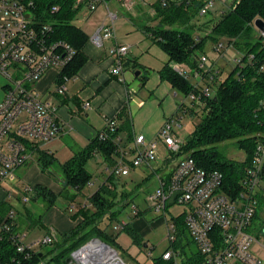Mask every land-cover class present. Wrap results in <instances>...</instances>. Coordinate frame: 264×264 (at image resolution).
Masks as SVG:
<instances>
[{
	"label": "built area",
	"instance_id": "obj_1",
	"mask_svg": "<svg viewBox=\"0 0 264 264\" xmlns=\"http://www.w3.org/2000/svg\"><path fill=\"white\" fill-rule=\"evenodd\" d=\"M183 1L191 3L194 0H161L160 3L166 7ZM195 1L201 6L199 17L205 18L230 10L236 0L230 5L228 0ZM100 2L101 0H77L75 7L85 4L90 12H94ZM120 2L128 9L135 4L133 0ZM104 4L107 6V2ZM33 8L32 0H0V79L4 81L0 88L3 92L0 100V182L11 184L17 182L16 172L28 166L43 145L56 140L63 133L64 125L59 118L58 107L52 100L37 92L36 84L49 70L66 68L77 53L68 42L55 38L53 26L41 23ZM57 10L58 8H54L53 12ZM116 19L117 16L108 11L109 21L93 34L90 39L92 44L102 47L105 41L116 39ZM228 47L233 45L221 42L214 46V50L223 55ZM130 50L129 46L118 42L109 49V55L114 61L113 75L124 73ZM242 57L236 59L237 64H241ZM251 58L252 55L249 56ZM207 62L208 56L201 55L198 60L199 70L193 72L195 77L206 81V86L202 87L200 83L194 85V91L188 95L193 106L199 108H203L205 101L213 96L212 87L220 75L219 71L205 72ZM177 71L182 76L186 75L183 68H177ZM65 92V86L60 85L57 93L64 95ZM85 106L89 107L90 103ZM180 120L181 118L178 121L172 118L167 121L153 139L139 135L131 143L125 144L117 138L118 157L111 174L127 177L134 168L146 167L153 170L154 164L161 160L158 154L161 143L166 147L168 156L172 160L176 158L177 162L168 176L156 175L159 186L148 199L157 212H166L172 204L187 207L180 216H183L185 228L202 256L200 264H264V260L254 254L256 239L249 232L256 216L257 192L264 179V145L257 148L254 163L242 182L243 191L236 197H231L221 190V172L199 167L189 155L179 156L183 144L176 137L174 127H181ZM116 126L115 118L109 120L105 132H101L99 138L106 140L108 133L114 132ZM14 194L9 189L6 196L13 199ZM34 195L35 188L25 186L19 199L23 203H29ZM173 195L174 201L170 204ZM132 212L134 216L141 213L136 205L132 206ZM15 213L12 210L8 218L14 220ZM177 218H173L175 223ZM127 224L121 222L120 228ZM171 228L174 229L175 225ZM1 231H10V226L0 221ZM13 241L17 244V251L30 258L36 247L53 243V238L48 235L25 244L22 235L18 233L13 236ZM186 256L184 252L168 249L162 258L167 263L183 264ZM71 260L72 264H128L117 249L98 238H93L74 250Z\"/></svg>",
	"mask_w": 264,
	"mask_h": 264
},
{
	"label": "trees",
	"instance_id": "obj_2",
	"mask_svg": "<svg viewBox=\"0 0 264 264\" xmlns=\"http://www.w3.org/2000/svg\"><path fill=\"white\" fill-rule=\"evenodd\" d=\"M32 1L36 18L41 23L51 24L55 38L68 42L77 51L73 61L63 70L70 77L77 75L88 61L85 49L90 42L89 36L73 24L80 10V6L75 7L77 0ZM109 1L111 0H101L99 6ZM154 7L155 19L160 22V27L146 26L144 30L168 57L159 72L160 79L183 95H190L194 91V85L190 78L182 76L177 68L186 65L192 70H199L198 53L205 54L208 43L216 46L227 42L243 56L241 64H237L225 80L221 79V75L217 76L214 94L201 108L203 119L184 143L179 154L189 155L205 170L221 172V190L231 197H236L243 191L242 182L254 163L258 146L264 145V36L254 25L257 19L264 20V0H236L230 10L205 18L199 17L201 6L195 0L191 3H171L166 7L159 3ZM54 8L58 10L53 12ZM251 55L253 58L249 59ZM146 80L147 78L144 79L145 82ZM179 111L195 114L191 108H184V104L180 105ZM115 120L119 121V125L117 123L115 131L108 133L106 140L99 138L100 132L84 149L61 165L63 189L59 195L46 187L35 186L32 201L43 199L48 208H52L61 196L73 202L92 182V174L87 170L90 159L100 155L110 167L114 166L118 157L116 139L122 140V134L126 135L128 144L134 139L133 122L128 107H125ZM105 130L106 128L102 132ZM226 141H236L238 147L246 154L244 161L230 160L217 150V145ZM57 161L53 154L38 150L37 162L43 171L48 170ZM152 177V174L149 175L142 184ZM120 179L122 178L113 174L107 177L90 198L91 209L81 207L79 215L82 221L64 234L62 242L57 244L54 252L45 254L35 250L31 252L30 258L19 253L17 244L13 241V236L19 233V225L17 219L12 220L8 215L12 210L15 211V207L8 200L2 201L0 221L6 222L10 231L0 232V264H48L45 261L49 256L51 262L69 264L72 252L93 238L109 245L114 244L115 237L106 233L101 227V222L104 219L111 222L117 220L121 214L120 209L129 204L137 189L129 190L126 186L119 185L117 182ZM69 189L74 190L73 195ZM26 216H29L28 210ZM176 221L185 228L183 216ZM39 222L41 223V219L31 225L37 226ZM124 230L134 242L139 243L138 235L130 224L125 225ZM201 261L202 256L197 253L195 257L187 255L183 264H200ZM153 264L171 263L160 257L154 259Z\"/></svg>",
	"mask_w": 264,
	"mask_h": 264
},
{
	"label": "rangeland",
	"instance_id": "obj_3",
	"mask_svg": "<svg viewBox=\"0 0 264 264\" xmlns=\"http://www.w3.org/2000/svg\"><path fill=\"white\" fill-rule=\"evenodd\" d=\"M160 1L161 0H141L140 7L143 11L150 13L155 9L154 6L158 5ZM228 1V5L234 2V0ZM109 2V8H111L112 12H115L113 11L114 5H111V2L115 5L118 3L114 0ZM105 7L106 4L101 6L102 9ZM116 11L122 15L128 14L120 4ZM85 13L86 9L83 10L82 13L79 11L73 24L78 26L83 16H85ZM140 22L142 24H148L145 17L140 18ZM121 23H123V27H121L120 31L121 33H125L126 29H128L127 25L124 24L123 21H121L119 25H121ZM152 25L156 28L160 27V22L155 20L152 22ZM201 34L204 35L203 32H201ZM131 37L134 40L136 38L133 35H131ZM143 42L142 45L135 48V51L139 53V56H144V58H141V63L143 67L147 69V72L142 71L137 78H134L138 85L134 96L142 100L143 107L138 108L134 106L133 113H131L133 129L137 130V133L146 131L149 134L155 133L156 135L167 121L172 118L178 121L179 118H181L179 121L181 127L178 128L175 125L174 132L179 142L184 145L195 130V127L201 123L203 111L201 108L193 106L189 96H185L174 90L169 83L161 81L158 71L163 68L168 57L157 44L147 40ZM222 54L223 55L217 53L214 50V45L208 43L205 51V55L208 56V62L204 67V71H219L221 79L225 80L237 66L236 59L241 58L242 54L233 47H228L227 51H223ZM198 55L201 57L200 53H198ZM181 67L185 70V76L190 78L193 85L197 86L200 83L202 87L206 86V81L203 82L193 75L194 70L186 65H181ZM145 78H147L146 82L144 81ZM3 82L4 81L0 79V88ZM144 82L145 85H143ZM214 89L215 85L212 87V94H214ZM2 97L3 92L0 89V100ZM182 103L185 104L186 109L191 108L195 114L187 111L186 113L179 111V107ZM123 139H126L124 134ZM161 145L160 143L158 151V154L161 156H159L160 158L164 155L165 157L169 155L166 147L162 145L163 148ZM46 148L56 154L58 161L55 165L43 171L37 159L34 157L28 166L16 172L18 178L17 182L12 184L0 182L1 199L4 197V191L8 192L10 189L15 192V197L10 199L15 207V218L20 228L19 233L22 236H26V238L23 237L24 243L30 244L35 242V239L38 237L43 239L48 235H52L53 243L43 246V249H41V247L35 248L36 251L40 250L41 253L45 252V254L54 252L53 250L56 249L57 244L62 242L64 234L75 228L82 221V217L79 215L81 207L91 209L89 203L90 198L114 171V168L110 167L109 163L105 161L102 156L97 155L87 163V170L93 177L91 184H89L82 193L78 194L73 202L61 196L58 197L52 208H48L46 201L43 199H38L36 201L31 200L29 203H23L19 198L25 186H43L56 195H59L63 189L61 165L71 159L74 154L82 150L76 145L67 143H54L52 145H47ZM217 150L230 160L242 162L246 158L245 152L238 147L236 141L220 143L217 145ZM174 162H177L176 158L171 160V165ZM171 167L172 166H170V169ZM143 168L144 167H140V169L136 171L132 169L130 176L121 177L122 179L117 182L119 185L126 186L129 190L137 189L130 199L129 204L125 208L120 209L121 214L117 220L111 222L109 219H104L101 222V227L106 233L109 236L115 237V243L111 246L119 251L123 260L128 264H153V260L162 257L164 252L168 249H175L176 251L184 252L190 257H195L199 251L190 233L183 225L177 221V223H175L173 220V218L182 215L187 210V207L172 204L168 206L166 212L155 211L148 197L150 194L154 193L159 186L158 180L156 178H151L142 184L144 181L143 176L146 178V172L143 171ZM140 184L142 185L138 186ZM261 187L262 197L257 199V216L249 227V232L256 239L254 244V246H256V251H254V254L264 260V251L262 249L264 248V182H262ZM69 192L71 195L74 194L73 189H69ZM133 205H136L141 211L140 216L133 215ZM27 210L29 211L28 217L26 216ZM40 219L41 223L39 222L37 226L35 224L33 226L31 225L32 223H38ZM121 222L130 224L138 235L139 243L134 242L128 232L124 230V227L120 228ZM172 225H175L174 229L171 228ZM169 227L170 230H168ZM145 245L147 246L145 247ZM50 257L51 256H49L45 262H48V264H56V262L49 261Z\"/></svg>",
	"mask_w": 264,
	"mask_h": 264
},
{
	"label": "crops",
	"instance_id": "obj_4",
	"mask_svg": "<svg viewBox=\"0 0 264 264\" xmlns=\"http://www.w3.org/2000/svg\"><path fill=\"white\" fill-rule=\"evenodd\" d=\"M114 1L118 3L115 5L111 2V5H114L113 11L115 12H112L111 8H109L110 6L108 4L110 2H107V6L103 9L101 8L103 4L100 5L94 12H90L87 6L82 4L79 11L82 13L83 10L86 9V13L78 24V27H80L91 39L93 34H95L103 24L108 23L107 12L110 11L117 16L115 21L116 39L105 41L102 47L95 46L90 41L85 49L88 55V61L83 65L77 75L68 76L63 72L65 68L60 70L51 69L36 84L37 92L43 97L52 100L58 107V115L64 125V131L61 136L43 145L40 149L53 154L55 157L56 154L48 150L46 148L47 145L67 143L84 149L107 127L109 120L116 118L125 107H128L130 113H133L134 106L138 108L143 107L142 100L134 96L138 88L134 78L138 77L137 72L140 71L141 74L142 71L147 72V69L144 68L141 63V58H144V56H139L135 48L142 45L144 40L155 43L148 37L144 28L146 26L153 27L152 22L156 20V13L154 9L150 13L143 11L140 7L141 0H133L135 4L131 9L124 7L120 0ZM119 4L128 14L122 15L116 11ZM144 17L148 21L147 25L140 22V18ZM121 21L127 25L128 29H126L125 33H121L120 31L121 27H123V23L119 25ZM131 35L136 37L135 40ZM116 42L127 45L131 49L124 73L119 76L112 74L114 61L109 55V49ZM159 72L160 70L158 73ZM65 77L68 79L64 80ZM60 85H64L66 88L64 95L57 93V89ZM87 103H90L89 107L85 106ZM117 123L119 125V121ZM137 132V130L133 129L134 137L143 135L147 139H153L157 135H155V133L149 134L146 131ZM121 136L124 141L123 143L126 144L127 137L125 141L123 139V134ZM34 157L38 159V152L35 153ZM160 159L161 160L157 164H154L153 170L146 167L143 168L144 170L142 169L146 172V178L151 174L153 175L152 178L156 179V175L168 176L176 165V162L171 165V157H165L164 155ZM170 166H172L171 169ZM139 169L140 168H134L133 170L136 171ZM141 173L143 174L142 171ZM146 178L143 176V180ZM261 191L262 187L257 192L258 198L262 197ZM6 193L7 192L4 191V197L2 199L0 197V203L4 200H8L12 204L11 199L7 198ZM22 237L26 238L25 235ZM40 239L41 238L38 237L35 240Z\"/></svg>",
	"mask_w": 264,
	"mask_h": 264
},
{
	"label": "water",
	"instance_id": "obj_5",
	"mask_svg": "<svg viewBox=\"0 0 264 264\" xmlns=\"http://www.w3.org/2000/svg\"><path fill=\"white\" fill-rule=\"evenodd\" d=\"M254 25H255V28L260 32V34H261L262 36H264V20H262V19H257V20L255 21ZM139 74H140V72H137V76H138ZM215 100H216V98H215ZM174 197H175V195H173L172 198L170 199V204L173 203V201H174ZM146 246H147V245H145V247H146ZM68 262H69V264H72V260H71V258L68 260Z\"/></svg>",
	"mask_w": 264,
	"mask_h": 264
}]
</instances>
